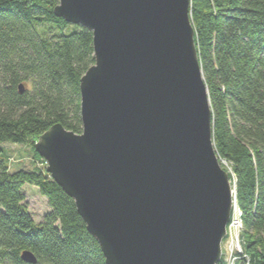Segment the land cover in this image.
Masks as SVG:
<instances>
[{"label": "water", "instance_id": "obj_1", "mask_svg": "<svg viewBox=\"0 0 264 264\" xmlns=\"http://www.w3.org/2000/svg\"><path fill=\"white\" fill-rule=\"evenodd\" d=\"M53 11L91 31L94 64L80 79L82 132L54 125L34 149L105 264H218L235 190L212 141L190 0H59Z\"/></svg>", "mask_w": 264, "mask_h": 264}, {"label": "trees", "instance_id": "obj_2", "mask_svg": "<svg viewBox=\"0 0 264 264\" xmlns=\"http://www.w3.org/2000/svg\"><path fill=\"white\" fill-rule=\"evenodd\" d=\"M58 4L0 0V264H27L24 251L36 264H105L74 201L44 170L11 172L3 148L34 144L57 124L82 132L79 85L94 64L92 33L55 16ZM189 15L214 149L241 214L236 264H264V0H190ZM24 185L47 201L38 224Z\"/></svg>", "mask_w": 264, "mask_h": 264}, {"label": "rangeland", "instance_id": "obj_3", "mask_svg": "<svg viewBox=\"0 0 264 264\" xmlns=\"http://www.w3.org/2000/svg\"><path fill=\"white\" fill-rule=\"evenodd\" d=\"M39 138V137H38ZM38 142V139L35 143ZM34 143V144H35ZM34 144L29 140L25 145H3L6 156L10 159V171L16 172L18 170L33 171L35 169L46 170V163L34 149ZM38 155V157L36 156ZM229 178H232L231 171L226 168ZM231 184L232 180L230 179ZM21 192L25 194V203L28 211L31 213L36 224L42 221L43 216L49 211L47 201L41 197L34 186L24 185ZM237 211H231V223L227 225V235L222 242V257L224 263L230 262V245L235 240ZM224 255V256H223Z\"/></svg>", "mask_w": 264, "mask_h": 264}, {"label": "built area", "instance_id": "obj_4", "mask_svg": "<svg viewBox=\"0 0 264 264\" xmlns=\"http://www.w3.org/2000/svg\"><path fill=\"white\" fill-rule=\"evenodd\" d=\"M232 210L237 211V218H236V229H235V240L232 241L230 245V262L229 264H236L238 261V254L241 253V239H240V231H241V221H240V212L237 209L236 203L233 204ZM232 219L230 216L229 223H231ZM229 235L226 229V236ZM224 256V255H223Z\"/></svg>", "mask_w": 264, "mask_h": 264}]
</instances>
